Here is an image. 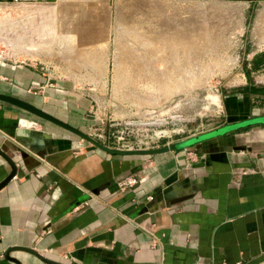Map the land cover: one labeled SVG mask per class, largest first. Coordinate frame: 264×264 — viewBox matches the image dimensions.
Returning a JSON list of instances; mask_svg holds the SVG:
<instances>
[{
  "label": "crops",
  "instance_id": "0c3cea01",
  "mask_svg": "<svg viewBox=\"0 0 264 264\" xmlns=\"http://www.w3.org/2000/svg\"><path fill=\"white\" fill-rule=\"evenodd\" d=\"M243 62L245 92L228 107L260 106L253 117L113 146L169 145L158 154L108 153L0 101V148L16 165L0 189V264H264V94L249 91L264 87V52ZM73 90L33 63L0 62V93L85 131L90 104ZM10 170L0 156V181Z\"/></svg>",
  "mask_w": 264,
  "mask_h": 264
},
{
  "label": "rangeland",
  "instance_id": "374dc122",
  "mask_svg": "<svg viewBox=\"0 0 264 264\" xmlns=\"http://www.w3.org/2000/svg\"><path fill=\"white\" fill-rule=\"evenodd\" d=\"M0 4V55L71 82L90 104L84 132L103 144L206 135L261 108L228 106L245 92L244 58L264 52V0Z\"/></svg>",
  "mask_w": 264,
  "mask_h": 264
},
{
  "label": "water",
  "instance_id": "95a60500",
  "mask_svg": "<svg viewBox=\"0 0 264 264\" xmlns=\"http://www.w3.org/2000/svg\"><path fill=\"white\" fill-rule=\"evenodd\" d=\"M0 101L10 103L12 105H15L17 107H20L44 120H47L51 123H54L64 129H67L68 131L76 134L77 136L81 137L83 140L89 142L92 146L99 148L101 150H104L108 153L111 154H119V155H126V154H158L161 152H165L169 150V145L165 144L162 147H156V148H139V149H122V148H116V147H111L109 145L103 144L97 139L93 138L91 135L88 133L70 125L69 123L60 120L59 118L51 115L50 113L44 111L42 108L37 107L33 105L32 103H29L25 100L13 97L9 94H4L0 93ZM248 122L246 121L245 124ZM248 125V124H247ZM0 156L3 157L8 164L10 165V172L8 175L0 181V189L5 186V184L15 175L16 172V165L13 161V159L4 151L0 148ZM9 251V250H8ZM19 264V263H18Z\"/></svg>",
  "mask_w": 264,
  "mask_h": 264
},
{
  "label": "built area",
  "instance_id": "2783aa9c",
  "mask_svg": "<svg viewBox=\"0 0 264 264\" xmlns=\"http://www.w3.org/2000/svg\"><path fill=\"white\" fill-rule=\"evenodd\" d=\"M13 1H15V2H19V3H23L21 0H13ZM2 61H9V62H12V63H27L26 61H24V60H19V59H14V58H11V57H5V55H0V62H2ZM106 145H108V144H106ZM136 183V180H134L133 179V181L131 182H129V184L130 185H134ZM152 197L150 196L149 197V199H151ZM202 260H197L196 261V263L195 264H202V262H201Z\"/></svg>",
  "mask_w": 264,
  "mask_h": 264
},
{
  "label": "trees",
  "instance_id": "16d2710c",
  "mask_svg": "<svg viewBox=\"0 0 264 264\" xmlns=\"http://www.w3.org/2000/svg\"><path fill=\"white\" fill-rule=\"evenodd\" d=\"M249 91L254 94H264V87H258L255 84L249 87ZM249 127V126H248Z\"/></svg>",
  "mask_w": 264,
  "mask_h": 264
},
{
  "label": "bare ground",
  "instance_id": "6f19581e",
  "mask_svg": "<svg viewBox=\"0 0 264 264\" xmlns=\"http://www.w3.org/2000/svg\"><path fill=\"white\" fill-rule=\"evenodd\" d=\"M0 6L1 7H4L5 9H10V8H8L7 6L5 7V5H3V4H0ZM12 10V9H11ZM137 46V45H136ZM137 47H139V46H137ZM139 49V48H138Z\"/></svg>",
  "mask_w": 264,
  "mask_h": 264
}]
</instances>
